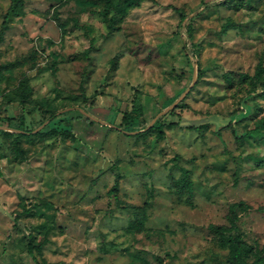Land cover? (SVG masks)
I'll return each instance as SVG.
<instances>
[{"label":"rangeland","instance_id":"374dc122","mask_svg":"<svg viewBox=\"0 0 264 264\" xmlns=\"http://www.w3.org/2000/svg\"><path fill=\"white\" fill-rule=\"evenodd\" d=\"M105 2L24 0L0 36V126L76 136L0 131V264H226L234 214L264 264V0H139L112 28Z\"/></svg>","mask_w":264,"mask_h":264},{"label":"trees","instance_id":"16d2710c","mask_svg":"<svg viewBox=\"0 0 264 264\" xmlns=\"http://www.w3.org/2000/svg\"><path fill=\"white\" fill-rule=\"evenodd\" d=\"M139 0H122L121 2L115 3L113 5L110 0H106V9L102 11L104 19L107 21V27L112 28L113 24L115 23L116 15L112 14L110 16H107L108 8H114L115 13L119 14L120 11L126 10V8L136 4ZM225 2V1H224ZM24 0H10L9 5L3 15V19L1 22V28H0V36L3 34V32L6 30L9 20L12 15H15L22 11ZM208 6V5H206ZM187 17L186 14L180 12V20L183 21V19ZM185 29L187 32V35L191 38L192 37V25L191 22H187L185 25ZM259 72V71H257ZM256 72V75H257ZM202 74L201 70H198V77ZM263 74V72H262ZM172 113V111H170ZM87 118V117H86ZM12 117H8L7 126H0V131L5 134H14L15 138V147L18 148V151L22 152L19 142L20 139L27 135V134H36L40 135L41 137L45 136H55V137H70L72 138V141L75 140L76 136L73 132V125L70 122H63V118L56 115L55 112H51L47 119L48 121L45 123V125L36 131L32 130H26L22 127V123H16L13 125ZM15 121V120H14ZM44 121V120H43ZM91 122H94V120H91ZM260 125L264 126V121H259ZM258 122V123H259ZM139 123V113L131 112V111H124L122 113L119 126L122 128L127 129H135L136 124ZM165 125L163 121V116H158L153 123L149 126L148 130L155 131L156 136L158 138L163 137V127ZM169 125H172V123H169ZM254 128H257L256 126ZM11 129V130H10ZM189 170L187 168H181L180 176L177 179V185L179 186L180 190H183L185 187L189 188V191L191 190V181L189 179ZM112 190H115V187H112ZM236 218L237 216L234 214L231 218V222L229 226H221V225H214L212 227V230L216 234L217 240L224 246L228 248V256L226 259V264H246L247 258L249 256H255V260L253 261L255 264H260L262 260V256L255 253L256 250L259 251L258 247L254 244L248 243L240 230L237 227L236 224ZM44 241L46 239L41 240L39 243H29L28 244V252L32 254L34 249H41ZM264 246V245H263ZM262 246V248H263ZM261 249V248H260ZM255 253V254H254Z\"/></svg>","mask_w":264,"mask_h":264},{"label":"water","instance_id":"95a60500","mask_svg":"<svg viewBox=\"0 0 264 264\" xmlns=\"http://www.w3.org/2000/svg\"><path fill=\"white\" fill-rule=\"evenodd\" d=\"M156 118H157V117H156ZM156 118H154V120H155ZM154 120H153V121H154ZM46 122H47V121H46ZM152 123H153V122H152ZM152 123H151V124H152Z\"/></svg>","mask_w":264,"mask_h":264}]
</instances>
